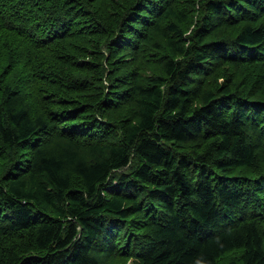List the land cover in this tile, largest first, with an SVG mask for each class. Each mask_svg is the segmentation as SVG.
I'll return each instance as SVG.
<instances>
[{"label": "trees", "instance_id": "1", "mask_svg": "<svg viewBox=\"0 0 264 264\" xmlns=\"http://www.w3.org/2000/svg\"><path fill=\"white\" fill-rule=\"evenodd\" d=\"M0 264H264V0H0Z\"/></svg>", "mask_w": 264, "mask_h": 264}]
</instances>
